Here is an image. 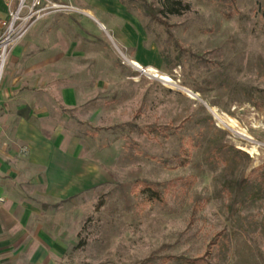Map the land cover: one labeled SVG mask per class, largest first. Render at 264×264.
<instances>
[{"label": "rangeland", "instance_id": "rangeland-1", "mask_svg": "<svg viewBox=\"0 0 264 264\" xmlns=\"http://www.w3.org/2000/svg\"><path fill=\"white\" fill-rule=\"evenodd\" d=\"M48 1L68 9L6 64L0 159L24 123L88 179L34 199L38 264H264V0H147L166 26L139 0Z\"/></svg>", "mask_w": 264, "mask_h": 264}, {"label": "crops", "instance_id": "crops-1", "mask_svg": "<svg viewBox=\"0 0 264 264\" xmlns=\"http://www.w3.org/2000/svg\"><path fill=\"white\" fill-rule=\"evenodd\" d=\"M54 144L35 127L21 123L7 155L13 162L0 159V264H38L47 257L53 240L46 226L39 227L41 211L34 199L42 197V207L47 208L50 201L65 200L73 189L86 186V165L72 156L71 148ZM20 187H26L29 198L17 195Z\"/></svg>", "mask_w": 264, "mask_h": 264}, {"label": "built area", "instance_id": "built-area-1", "mask_svg": "<svg viewBox=\"0 0 264 264\" xmlns=\"http://www.w3.org/2000/svg\"><path fill=\"white\" fill-rule=\"evenodd\" d=\"M68 9L48 0H0V95L7 61L17 44L48 14ZM147 74V69H142Z\"/></svg>", "mask_w": 264, "mask_h": 264}, {"label": "trees", "instance_id": "trees-1", "mask_svg": "<svg viewBox=\"0 0 264 264\" xmlns=\"http://www.w3.org/2000/svg\"><path fill=\"white\" fill-rule=\"evenodd\" d=\"M141 1L143 8H144V12L145 14L150 17L153 21L159 23V24H164L165 26L166 21H164V19L160 16V11L153 6V4L149 3L147 0H139ZM146 189L151 190L152 192L156 193L155 191V185L154 184H149L146 183ZM204 258H198V259H194V260H187V262H189L190 264H202L204 263Z\"/></svg>", "mask_w": 264, "mask_h": 264}, {"label": "bare ground", "instance_id": "bare-ground-1", "mask_svg": "<svg viewBox=\"0 0 264 264\" xmlns=\"http://www.w3.org/2000/svg\"><path fill=\"white\" fill-rule=\"evenodd\" d=\"M100 27H101L102 30H105V28H104L103 25L100 24ZM131 65H133V67L139 68V67H138L137 65H135L133 62L131 63ZM159 77H160V76H159ZM166 78H167V77H166ZM162 80H163V79H162ZM168 80H169V79H168ZM163 81H164V80H163ZM214 112H215V111H214ZM215 113H216V112H215ZM218 120L220 121V123H222V124H224V125H226V126H231V125H229V123H226L225 120H224L223 118H221V117H220V118L218 117Z\"/></svg>", "mask_w": 264, "mask_h": 264}]
</instances>
